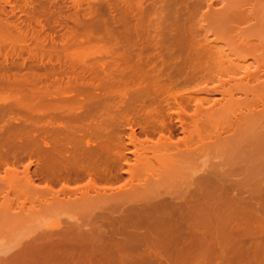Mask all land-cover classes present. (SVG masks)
<instances>
[{"label": "bare ground", "instance_id": "bare-ground-1", "mask_svg": "<svg viewBox=\"0 0 264 264\" xmlns=\"http://www.w3.org/2000/svg\"><path fill=\"white\" fill-rule=\"evenodd\" d=\"M9 1L13 2L8 7L10 8L8 13L6 4L9 5ZM55 1L0 0V108L6 111L17 110L18 114L22 111L21 114L24 115V120L21 115L23 121H19L22 122L19 123V127L13 126L12 121L9 123L10 120L5 121L13 126L12 129L18 127L21 131L13 130L11 134V128V131L7 132L10 127L8 126L5 129L7 131L4 130L6 134L4 132L3 135L0 134V166H6L13 161L17 163L21 161L22 164L24 157L29 160L34 157L36 160L34 164L37 166L34 167L37 170L35 173L39 172L41 176L39 178L38 173L36 174L41 179L39 183L33 179L36 176L32 177L34 171L32 174L29 171L31 161L26 162L21 168L22 171H18L16 167H8L4 174L0 175V235L3 240L24 237L21 234L26 231L22 228L32 224L34 222L30 221L32 218L58 209L62 214H67L65 220H68L69 224L62 225V222L60 224L59 220L55 219L51 223L55 227L61 225L59 229L34 231L29 236H25L23 242H18L10 249L0 245V264H106L107 251L119 247L122 250L126 243L120 240L126 237L130 242L128 237L137 235L134 232L135 227L141 226L147 231L149 229V232L150 229L159 227L171 230L173 227H181L182 224L177 226L176 222L186 219L199 223V227L201 224L203 227L201 234L215 229L223 236L231 235L230 240L234 239L232 241L234 243L230 244L228 237H222L221 239H225L223 244L226 240L228 243L219 248L216 245V250L212 248L215 245L210 247L213 241L215 244L219 243L213 240L214 238H210L214 230L211 231L213 232L210 233L211 235H207L209 239L204 236L205 233L202 235L204 243L207 239L212 240L211 243L209 241V245L208 242L203 244L209 246L208 249L206 247L208 253L209 248L213 249L211 250L213 255L217 252L215 256L220 257L219 264H264V195L258 200L252 201L250 198L243 200L238 195V191L235 192L231 189L233 187L230 188L231 185L227 186L225 181L224 183L214 179L215 175L209 174L211 169L207 176L201 177V182L197 181L200 183L197 187L194 186L195 190L192 189L193 194L188 190L187 193L192 194V197L189 195L188 200H186V183L181 182V179L185 180L181 173V165L184 166L186 157L191 159L190 156L194 154L216 148H232L243 152L252 144H262L264 148V7H258V3L264 0H228L216 11L212 10L209 4L201 15L207 23L197 28L194 24L198 23L200 1L194 2L187 8L185 5L182 7L183 1L179 2V0L173 3L169 0H102L97 6L95 1V5L92 4V7L90 5V9L88 7L87 14L83 13L84 8L82 12L79 11L81 16L85 14L88 17L83 19L82 16V23L78 20L80 16L76 10L81 8V5L77 8L76 0H68L76 9H73V5L68 6V8L72 6V11L66 8L68 12L63 15L65 22L58 19L62 17L59 6L63 4L56 1L59 2L58 6ZM63 2L67 3L65 0ZM181 7L183 16L176 18V21H184L179 23V26L183 27L185 32L187 30L189 44L197 45L196 50L186 52L185 56L175 55L169 48L173 37L170 36L169 30H166L168 23L164 22L165 15L160 17V20L151 18L152 14H162ZM64 8H62L63 12ZM15 10L25 15L26 23L25 25L22 23L24 27L19 26L17 21L14 20L15 23L11 20ZM56 19L62 21L61 24L70 21L66 25L68 27H64L62 33L64 36L59 35L62 37L59 42L50 39L52 37L49 38L50 34L46 35L47 38L45 36L39 38L40 34L33 30L35 25H39L41 29L44 26L49 30L50 26L56 29L53 26ZM69 23H72V26ZM243 24L247 26L241 27ZM93 27L103 32L107 44L114 46H110L114 48L112 52L120 59L122 65L112 66L111 63H103L100 66L99 64L97 70L89 72L93 73L92 75L88 73L90 76H85L90 65H88L89 69L84 68L88 69L84 74L78 70L79 60H76L77 64L75 62L70 64L71 66L76 64L74 66H77L76 70L79 71L77 74L70 75L65 71L67 68L63 67L62 70L60 67H54L62 61L59 60L61 47L58 48V45L63 42L66 45L69 41L70 47L84 38L91 41L92 38L101 37V34L82 35V30L86 29L88 32ZM199 29L205 32V38L199 39L201 35ZM208 33L214 38L208 39L206 36ZM28 38L32 41L30 44ZM184 41L186 42V38ZM218 43H222L226 48L223 49ZM74 47L76 48V45ZM72 48L69 50L71 51ZM248 58L253 60L254 66L242 68L241 71L237 68L227 70L224 65L226 59L238 63ZM44 59H46L45 63H43ZM46 63L50 64V67ZM35 65H37L36 69H34ZM40 65L42 69H39ZM224 75L227 77L223 79ZM63 76H66V82ZM180 76L183 77L182 81H178ZM206 81L213 84L218 82L216 84L219 86L226 82L233 81V83H228L229 86L226 85L228 87L221 85V100H217L212 95L208 96L210 93L206 86L196 88L198 86L196 85L195 88L183 89L184 91L178 88L181 83L197 82L201 85V82ZM201 93L204 94L202 97L199 95ZM168 98H171L175 105L176 110L172 114L177 121L180 115H187L184 108L191 104L190 112H192L188 114L190 122L186 136L172 140L170 136L160 133L152 145H146L135 140L132 129L127 132L130 134L127 137L128 143H125V136L123 137L121 133L122 127L124 128L128 123L132 124V121L135 123L138 119L140 122L141 117L144 121L140 122L143 130L146 126H150L151 128H146L147 132L152 130L155 133L158 132L157 129L163 131V127L167 124L164 121L161 100L169 106ZM9 99H12V104L8 102ZM78 110L82 112L79 113ZM102 110L107 112V117L106 114L105 118L101 115ZM90 115L94 117H90L92 121ZM137 117L138 119H135ZM60 119L69 124L61 122L67 126L60 125V121L57 122ZM83 119L90 123L84 124ZM45 120H56L59 127L56 123L54 126L51 121L44 125ZM181 122L183 121H179L180 124ZM143 123L146 125L143 126ZM74 125L78 126L74 127ZM231 132H251L252 135L243 137L238 134L232 135ZM127 144L134 150L133 161L130 160L132 163L128 162L129 159L124 152ZM262 151L264 153V149ZM244 153L220 158L216 165L224 166L219 171L228 175L234 173L236 168L232 165L238 162L243 165L246 158H242L243 162H240L241 157L253 154V152ZM260 153L261 151L258 154ZM120 165H130V169L127 171L128 179L126 177L127 180L117 187H112L110 184L100 187L96 185V181L95 184L89 180L80 187L69 188L59 184L61 187L58 186V190L52 188L62 180L69 182L85 176L108 179L111 170L120 168ZM242 171L240 169L237 172ZM250 171L251 168H247L243 172L249 174ZM173 176L178 179L176 180L175 177L174 179ZM247 181H239L236 186L241 188L252 186L255 189L260 187L259 192H262L264 183H252L253 186ZM256 190V193L252 192L260 196ZM170 194L172 195L168 196ZM179 196L182 198L178 199ZM190 200L196 203L192 205ZM106 207L110 209L109 213ZM115 210L121 211L119 212L121 215L115 216ZM46 216L38 218L39 220L51 218L50 215L47 218ZM85 217L88 223L94 225L92 230L80 229L82 219ZM190 225L187 226L189 229L193 227ZM131 226L134 227V229L130 228L131 231L136 235L130 234L134 236L128 233ZM124 228L129 231L125 230V232ZM141 235L152 241L153 236L155 237L152 232L147 236L144 233ZM214 235L213 237H218L219 234ZM128 244L126 248L131 246L130 243ZM228 245L230 248H226ZM115 256L117 257V254Z\"/></svg>", "mask_w": 264, "mask_h": 264}, {"label": "rangeland", "instance_id": "rangeland-1", "mask_svg": "<svg viewBox=\"0 0 264 264\" xmlns=\"http://www.w3.org/2000/svg\"><path fill=\"white\" fill-rule=\"evenodd\" d=\"M55 1V0H54ZM56 1H59L61 4H63V5H60L59 6V2H56ZM55 1V3H56V5H58L59 7H60V9H61V12H60V15H61V13H62V17H58V19H61V20H63L64 18H63V15H64V13H67L68 12V10L69 11H72V6L70 7V8H68V6H70V5H73V3L72 4H70L69 2H68V0H65L67 3H65V2H63V0H56ZM70 1V0H69ZM87 1V2H86ZM97 2V4H96V2ZM101 1L102 0H93V2H91L90 0H79V1H77L76 0V2H77V8H79V5H81L80 7L81 8H79V9H76L75 7H74V5H73V9H76V10H78V16H80L79 18H78V16H77V18H78V20H80L79 22H81L82 23V20L84 19V18H87L88 19V17L85 15V14H87V10H88V7H89V9H90V5H91V7H92V4L93 5H95L96 4V6L97 5H99L98 3L100 2L101 3ZM170 1V3H173L174 1L176 2V1H178V0H169ZM183 1V2H182ZM197 1H200V3H201V8L199 9V11H198V23H196V25L194 24V27H199V26H201V25H205L206 23H207V20H205V19H202L201 18V15L207 10V6L210 4L211 5V9L212 10H219V9H221L225 4H226V1H228V0H179V2H182V7H184L183 5H185L186 6V8H187V6H190L191 4H193L194 2H197ZM13 2V1H12ZM12 2H10L9 1V5L8 4H6V11H8V13H9V10L8 9H10V8H8L11 4H12ZM84 2V3H83ZM8 3V2H7ZM11 3V4H10ZM65 3V4H64ZM75 3V2H74ZM79 3V4H78ZM87 3H88V5H87ZM95 3V4H94ZM184 3V4H183ZM14 4V3H13ZM76 5V4H75ZM67 6V7H66ZM87 6V7H86ZM65 7V8H64ZM180 8V9H178V8H176V9H171V10H168V11H165V12H163L162 14H152V16H151V18L153 19V20H160V17H162V16H164L165 15V17H166V19L164 20V22H167L168 24L166 25L167 26V29L166 30H169V32H170V36L171 37H173V41L171 42V45L169 46V48H170V50L172 51V52H174V54L175 55H178V54H183L184 56L186 55V52H191V51H193V50H196L197 49V45H195V44H189V42H188V32H187V30H186V32L181 28V26H179L180 24L179 23H181V22H184V21H181V22H179V21H176V18H180V17H182L183 16V11H182V9L183 8ZM258 7H264V2H259L258 3ZM62 8H64L63 10H64V12L62 11ZM66 8H68V10H66ZM83 8H84V12L83 13H85L84 15H82L83 16V19L81 20V18H82V16H81V14L79 13V11L80 12H82L83 11ZM56 9H57V7H56ZM80 9H82V10H80ZM58 10V9H57ZM82 13V14H83ZM155 15V16H154ZM25 15H22V13H20V12H18L17 10H15V14H13V17H12V19L11 20H15V21H17L18 23V25L19 26H23L24 27V25H25V17H24ZM24 18V19H23ZM89 19H90V17H89ZM14 21V22H15ZM59 20H57L56 19V21H55V23L53 24V26H55L56 27V29L54 28L53 29V27L52 26H50V30L48 29V28H46V26H44L43 27V29H41V27L39 26V25H35V27H34V29L33 30H35V32L36 33H38V34H40L38 37L40 38L41 36H45L46 38H47V34H50L49 35V38L50 39H52L53 38V40L55 41L56 40V42L58 41L59 42V39H60V37L61 36H59V35H61L62 33H63V31L65 30V28L64 27H68V26H66L67 25V23L68 22H70V21H66L67 23H63V24H61L62 23V21H59ZM87 21V20H86ZM85 21V22H86ZM89 21V20H88ZM56 22H58L57 23V25H56ZM63 22H65L64 20H63ZM16 23V22H15ZM24 25H23V24ZM22 24V25H21ZM70 24V26H72L71 24L72 23H69ZM199 24V25H198ZM63 25V26H62ZM174 25V26H173ZM34 26V25H33ZM69 26V27H70ZM186 26H187V23H186ZM247 25L246 24H243L241 27H246ZM48 27V26H47ZM178 27H180L181 29H179ZM95 27H93V28H91L88 32H87V30L86 29H84V30H82L81 32H82V35H84V36H87V35H90V34H96L97 36H99L100 34H101V37H97V39H94V38H92L93 40H91V41H88V38L87 39H83V40H81V41H79L77 44H75L76 45V48L74 47L75 45H73V46H70L69 47V41H67V43H66V45H64V43L65 42H63V44H60V45H58V48H59V46L61 47L60 48V52H61V54H60V58L61 59H59V60H62V61H60V63H58V64H56V66H54V67H60V69H62V70H64L63 69V67L66 69L67 68V70H65V71H68V73L71 75L72 73L74 74V73H79V71L80 72H83V74H84V72L86 71V70H88L89 69V67H90V69L88 70V71H86L85 72V76L87 75V76H90V75H92L93 73H89V72H93L94 71V69L95 70H97V68L96 67H98L99 66V64H100V66L103 64V63H106V64H110V65H112V66H114V65H122L121 64V62H120V59L117 57V56H115V54L112 52V50H114V46L113 45H110V44H107L105 41H104V39H105V35L103 34V32L101 31V30H98L97 28H95ZM38 30H39V32H38ZM200 30V37H199V39H202V38H205V35H204V31L203 30H201V29H199ZM86 31V32H85ZM93 32V33H92ZM95 32V33H94ZM65 33V32H64ZM81 34V33H80ZM47 35V36H46ZM55 37H54V36ZM63 36H64V34H62ZM58 36V37H57ZM207 38L208 39H213L214 38V36L213 35H211L210 33H208L207 35ZM57 37V38H56ZM171 37H169V38H171ZM48 38V39H49ZM62 38V37H61ZM185 38H186V42L184 41L185 40ZM29 39V38H28ZM48 39H47V41H48ZM49 39V40H50ZM100 39V40H99ZM172 39V38H171ZM30 40V39H29ZM99 40V41H98ZM103 41V42H102ZM32 41L30 40V42H29V44L31 43ZM84 42V43H83ZM48 43H49V41H48ZM62 45H64L63 47H62ZM87 47H86V46ZM91 45V46H90ZM218 45L220 46V47H222L223 49H225L226 47H225V45H223L222 43H218ZM95 46V47H94ZM107 46V47H106ZM109 46V47H108ZM110 46H113V47H110ZM71 47H73L72 48V52L69 50V48H71ZM79 47V48H78ZM92 47V48H91ZM181 47V48H180ZM65 48H67L69 51H67V49H65ZM95 48V49H94ZM106 48V49H105ZM76 49V50H75ZM90 49V50H89ZM94 49V50H93ZM104 49V50H103ZM74 50V51H73ZM80 50V51H79ZM101 50V51H100ZM103 50V51H102ZM110 50V51H109ZM77 51V52H76ZM97 51V52H96ZM109 51V52H108ZM70 52V53H69ZM81 54H79V53ZM88 52V53H87ZM91 52V53H90ZM102 52V53H101ZM106 52V53H105ZM66 53H68V54H66ZM78 56H77V55ZM89 56H88V55ZM92 54V55H91ZM106 54H108V55H106ZM68 55V56H67ZM95 55V56H94ZM26 55H24V57H25ZM65 56H67V57H65ZM72 56V57H71ZM80 56V57H79ZM112 56V57H111ZM115 56V57H114ZM70 57V58H69ZM74 57H76L75 59H74ZM78 57H79V59H78ZM81 57H83V58H81ZM95 57V58H94ZM80 58L83 60V62H81V60H80ZM86 58V59H85ZM116 58V59H115ZM69 59V60H68ZM85 59V60H84ZM92 61H91V60ZM94 59V60H93ZM45 60L46 59H44V61H43V63H45ZM65 60V61H64ZM70 60H73V61H71L70 62ZM76 60H79V64L80 65H78L79 67H77V66H74V65H76L78 62L76 61ZM101 60V61H100ZM177 60V59H176ZM67 61V62H66ZM86 61V62H85ZM67 63V65H65L64 66V64H66ZM68 62H70V63H68ZM73 62H77L76 64H74V65H72L73 66V68H71L72 66L70 65V64H72ZM91 64H93V65H91ZM117 62V63H116ZM63 63V64H62ZM114 63V64H113ZM47 65H48V63H46ZM59 64H61V66L59 65ZM59 65V66H58ZM70 65V66H69ZM83 67H82V66ZM85 65H86V67H85ZM88 65H90L89 67H88ZM224 65H225V67H227V70H233V69H236L237 68V70L238 71H241V69L242 68H245V67H253L254 66V62H253V60L251 59V58H248V59H246L244 62H238V63H233L232 61H231V59L228 61L227 59H226V61H225V63H224ZM37 65H35L34 66V69H36L35 67H36ZM49 67H50V64L48 65ZM48 66H45L46 68L48 67ZM68 66H69V68H68ZM39 67H41V68H39V69H42V66L40 65ZM48 67V68H49ZM76 67L78 68V70H76ZM83 69H82V68ZM88 67V69H84V68H87ZM91 67H93V68H91ZM70 68H71V70H70ZM80 68H81V70H80ZM73 70V71H72ZM36 71H38V70H36ZM75 71V72H74ZM78 71V72H77ZM40 73L42 72V71H39ZM87 73V74H86ZM90 75H89V74ZM232 75V74H231ZM235 76V75H234ZM238 76V75H237ZM64 77V76H63ZM222 77V76H221ZM227 76H223V79L224 78H226ZM236 77V76H235ZM182 78L183 77H181L180 76V78L178 79V81H182ZM65 79V80H64ZM64 79L62 78V81L64 80V82H66V76L64 77ZM228 79V78H227ZM226 80V79H225ZM215 82V81H214ZM216 83H218V82H215L214 84H213V82H201L200 84L201 85H199L197 82H192V83H188V84H186V83H181V84H179L178 85V88H182L181 90H183V89H185V90H191V89H193V88H195V86L196 85H198V86H196V88H200V87H202V88H204L203 86H206L207 88H208V90H209V95L208 96H210V95H212L214 98H216L217 100H221V95H220V91H221V89H222V87H221V85H223V84H221L220 86H219V84L217 85ZM228 83L229 84H232L233 83V81H231V82H226V84H224L223 86L224 87H228L229 85H228ZM226 85H228V86H226ZM187 87V88H186ZM184 91V90H183ZM200 95V97H202L204 94H199ZM211 97V96H210ZM212 97V98H213ZM11 100L12 99H9V101L8 102H10V104H12L11 103ZM13 101H14V99H13ZM167 103H168V105L169 106H166V102L164 101V100H161V102H162V104H161V102H160V104H161V106H162V109H164L163 110V112H164V121H165V123L167 124L165 127H163V131H159V129H157V131L158 132H153L150 128V126H146L145 128H144V130H146V132L143 130V127H142V123L140 124V122H144L142 119V115H140V122L138 121L139 119H138V117L137 118H135V119H138V120H136V122H138L137 124H140V125H137L136 124V122L134 123V121H132V124L131 123H128V124H130V125H128V128H127V125L125 124V127L123 128L122 127V129L123 130H121V133H122V136L124 137V140H125V143H128L127 142V137H129V134L127 133V132H129V131H131L132 129V131H133V133H134V138H135V140H137V141H139V142H142V143H144V144H146V145H152L155 141H156V139L160 136V133L161 134H163L164 136H170V139H172V140H177V139H179V138H182V137H184V136H186V133H187V130H188V128H189V122H190V117H189V115L191 114V112H190V110H191V104L189 105V107L188 106H186L185 108H184V111H186V114L187 115H180L179 116V120L177 121V119L175 118V116L172 114L173 113V111L175 112V105H173V100L170 98H168L167 99ZM7 102V103H8ZM15 103V102H14ZM164 103V104H163ZM9 104V103H8ZM2 106V105H1ZM188 107V108H187ZM1 110H0V127L2 128V129H0V130H2V131H0V134H2L3 132L5 133V131H7V130H5L8 126H10L11 124L13 125V126H18L19 125V123H22V122H19V121H21L22 119L24 120V115H22L21 113H22V111L20 112L19 111V114L18 113H16V112H18L17 110H8V111H6V110H2V108H0ZM161 109V110H162ZM77 110V109H76ZM82 111L84 110V109H81ZM79 111L78 110V112L80 113V112H82V111ZM1 111H2V113H1ZM13 111H14V113H13ZM104 110H102V111H100V112H102L101 113V115H103L104 116V118H105V114H106V117H107V112L106 111H104ZM189 111V112H188ZM8 112V113H7ZM74 112H75V109H74ZM77 112V111H76ZM77 112V113H78ZM5 114V115H4ZM167 114H168V116H167ZM189 114V115H188ZM23 117H22V116ZM97 115H99V114H97ZM96 115V116H97ZM163 115V114H162ZM102 116V117H103ZM21 117H22V119H21ZM90 117H92V118H94L93 116H89V118ZM97 117H99V116H97ZM17 118V119H16ZM20 118V119H19ZM89 118L87 117V120H89ZM92 118H90L91 120L90 121H92ZM7 120L9 121V123H11V121H12V123L11 124H9V123H6L7 122ZM22 120V121H23ZM86 119L84 120H82V121H85L84 122V124H87L88 123V121H87ZM2 121V122H1ZM6 121V122H5ZM46 121V120H45ZM44 121V122H45ZM48 121V122H47ZM46 122H45V124L43 123V122H40L41 124L43 123L44 125H46V123L47 124H49V121H51V123L54 125L55 123H56V120L55 121H53V120H47ZM60 121V125H64V124H61V122L63 123H65L66 121L64 120V121H61V119L60 120H57V122H59ZM82 121H80L82 124H83V122ZM90 121H89V123H90ZM179 121H183V122H181L182 124H180L179 123ZM5 123V124H4ZM51 123H50V126H52L51 125ZM67 123V122H66ZM88 123V124H89ZM8 124V125H7ZM40 124V125H41ZM69 124V122L67 123V125ZM71 124V123H70ZM73 124V123H72ZM74 124H75V122H74ZM76 124H77V122H76ZM80 124V123H79ZM78 124V125H79ZM81 124V125H82ZM144 124V123H143ZM66 125V124H65ZM64 125V126H65ZM66 125V126H67ZM78 125H74V127L75 126H78ZM146 125V123L143 125V126H145ZM147 125H149V124H147ZM13 126H10L8 129V131L7 132H10L11 131V129L13 128ZM20 126V125H19ZM18 126V127H19ZM49 126V125H48ZM49 126V127H50ZM55 126V125H54ZM56 126H58L59 127V125H58V123H56ZM61 126V127H62ZM130 126H133V128L132 127H130ZM18 127H14L15 129H12V131L10 132L11 134H12V132H13V130H15V131H21ZM60 127V128H61ZM131 129H130V128ZM148 127H150L149 129L151 130V131H149L148 130V132H147V129H148ZM11 128V129H10ZM17 128H18V130H17ZM147 128V129H146ZM130 129V130H129ZM187 129V130H186ZM5 130V131H4ZM156 130V129H155ZM183 130H185L184 132H183ZM168 131H169V133H168ZM153 132V133H152ZM6 134V133H5ZM231 134L232 135H236V134H238V135H240V136H245V135H252V133L251 132H249V133H233V132H231ZM3 135V134H2ZM227 135H229V134H227ZM21 137V136H20ZM19 137V138H20ZM253 138L251 137L250 138V140H252ZM254 143V142H253ZM133 149V147L131 146V145H128L127 144V146H126V150H124V152H125V154H126V157H128V159H129V161L128 162H131V161H133L132 160V151H134V150H132ZM232 148H230V149H221V148H219V149H214V150H209V151H206V152H204V153H199V154H194V155H192V156H190V158L191 159H188V157H186V161L184 162V166H182L181 165V173H183L182 174V176L184 177V179L185 180H183V179H181V182H184V183H186V193L188 192V190H190L191 191V193L192 192H194V190L196 189V188H194V186L195 187H197L198 186V183H200L201 182V177H203V176H207L206 174H208V171H210V169H211V172H209V174L210 175H215L214 177V179H217V180H221V181H225L226 183H227V186L229 185H231L230 186V188L231 187H233V188H231V189H233L235 192H237L238 191V195H240V197L241 198H243V200H254V199H256V200H258V199H261L262 197H263V195H264V193L262 194V192L264 191V186H262L263 187V190H262V192L260 191L259 192V190H261V188L260 187H257L256 189L253 187L252 188V186H250L249 188L247 187V188H241V187H239V186H236L237 185V182H239V181H247L248 183H250V184H252V183H256V182H259V183H264V153H262L263 151H262V149H264L263 148V145L262 144H257V145H254V144H252L250 147H248V148H246V151H244V152H246V153H252L253 152V154H246V156L244 155V156H242L241 157V160H239L240 162H243L242 161V158L243 159H245V163L243 162V165H242V163H241V165H240V163L238 162V163H235L234 165H232V167L234 168V166H235V170L236 171H234V173H232L231 175L229 174H224V173H222V171H219V170H221L220 168H222L224 165H216L217 164V162L220 160V158H222V157H225V156H235V155H237V154H240V153H242V154H245L243 151H238L237 149H232ZM245 150V149H244ZM239 152V153H235V152ZM258 151V152H257ZM259 151H261V153L260 154H258L259 153ZM131 152V153H130ZM255 152V153H254ZM257 152V153H256ZM230 154V155H229ZM247 155H248V158H247ZM245 157V158H244ZM33 158V159H32ZM32 158H30V160L27 158V157H24V159H22V164H21V161H20V163H17L16 161L14 162L13 160V162L12 163H9L8 165H10V166H8V165H2V166H0V175L2 176L4 173V171H5V169L6 168H10V167H16V169L18 170V171H22V169L21 168H23V166L26 164V162H28V161H31L32 162V165L29 167V171H31L30 173L32 174V171H34V174H32V177H34V176H36V174L38 173V175H39V172H37V173H35V171H37L36 169H34V167L35 168H37V166H35V158L34 157H32ZM193 158V159H192ZM195 158V159H194ZM131 160V161H130ZM193 160H194V163H193ZM25 162V163H24ZM190 162H192V164L190 163ZM132 163V162H131ZM190 163V164H189ZM12 164V165H11ZM17 166H16V165ZM188 164H189V166H188ZM259 164V165H258ZM262 166H261V165ZM19 165V166H18ZM37 165V164H36ZM22 166V167H21ZM121 167L119 168H116V169H114V170H111V172H110V174H108V179H105V180H109V181H105L103 178L102 179H100V178H96V177H94V176H90V177H82V178H80V179H73V180H69V182L68 181H65V180H62L60 183H58V184H53L54 186H52V188H54V190L56 189V190H58L59 188H58V186L59 187H61L60 185H65V186H68L69 188H75V187H80V186H82V185H84L85 183H87V181H92L93 183H95V181H96V185H98V186H100V187H102V186H106L107 184L109 185L110 184V186H112V187H117V186H119V185H122L123 183H124V181L125 180H127L128 179V169H130V165L128 166V165H120ZM123 166V167H122ZM132 166V165H131ZM240 166H242L241 168H239ZM18 167V168H17ZM238 167V168H237ZM243 168V169H242ZM250 169L251 168V171L249 172V174H244L245 172H243V171H245L246 169ZM121 169V170H120ZM215 169V170H214ZM241 169V173L240 172H237V171H239ZM115 170H117V171H115ZM119 170V171H118ZM122 171L124 172V173H122ZM214 171V172H213ZM255 171H257V172H255ZM119 172V173H118ZM127 172V173H126ZM214 173V174H213ZM219 173H221L220 175H219ZM223 174V175H222ZM34 175V176H33ZM37 175V176H38ZM111 175V176H110ZM218 175V176H217ZM224 175H226V176H224ZM36 176V177H37ZM40 176V175H39ZM38 176V177H39ZM114 176V177H113ZM116 176H117V179H116ZM244 176V177H243ZM36 177L35 178H33L36 182H38L39 183V181H41V179H39V178H41V176L38 178L37 177V179H36ZM111 177V178H110ZM113 177V178H112ZM126 177H127V179H126ZM176 178V180L178 179V177H176V176H173V178ZM224 177V178H223ZM226 177V178H225ZM172 178V179H173ZM174 178V179H175ZM249 178V179H248ZM252 178V179H251ZM173 179V180H174ZM192 179V180H191ZM247 179V180H246ZM173 180H171V181H173ZM180 180V179H179ZM65 181V182H64ZM197 181H200V182H197ZM213 181H215V180H213ZM68 184H67V183ZM71 182V183H70ZM74 182V183H73ZM84 182V183H83ZM197 182V183H196ZM224 182V183H225ZM81 183V184H80ZM196 183V184H195ZM230 183V184H229ZM231 183H236L235 185L233 184H231ZM60 184V185H59ZM77 184L79 185V186H77ZM106 184V185H105ZM194 184V185H193ZM107 185V186H108ZM253 185V184H252ZM254 186V185H253ZM240 188V189H239ZM192 189H194L193 191H192ZM244 189V190H243ZM253 189H255L256 191H258L257 192V194L259 193L260 194V196H257V195H254L256 192H255V190H253ZM189 191V192H190ZM242 191V192H241ZM252 191H254V192H252ZM240 193V194H239ZM250 193H252V195L250 194ZM172 194H174V193H172ZM172 194H170V195H168V196H171ZM193 194V193H192ZM192 194H186V200H188V198L190 199V196L189 195H191V197H192ZM258 194V195H259ZM254 195V196H253ZM9 196L10 197H12V194H10L9 193ZM168 196H166V197H168ZM189 196V197H188ZM182 197L181 196H179L178 197V199H181ZM250 198V199H249ZM255 200V201H256ZM189 202H192V203H190V204H192L193 205V203L195 204L196 202L193 200H190ZM248 202H251V201H248ZM254 204H256L257 205V203H254ZM250 205H251V203H250ZM106 210H107V213H109L108 211H110V209L108 208V207H106ZM60 210L58 209L57 211L55 210V211H52V213L50 214L49 212H47V213H49V215L51 216V218L49 217V215L46 213V214H43L42 216L45 218V216H46V218L47 217H49L48 219H40L39 220V218L41 217V218H43L42 216H38V217H35V218H32L30 221L32 222V220L34 221V222H32V224H30V221H29V224L31 225H28V227H27V225H25L24 227L26 228H24L23 226V228H22V230H24V231H26V233H23V234H21V236H24V237H21V238H15V237H13V238H10V239H7V240H3V238H2V236L0 235V245H2V246H4V248L5 249H10V248H12L13 246H15L18 242H20V241H24L25 240V236H29L30 235V233H32V232H34V231H47V230H51V229H55V228H60V226L58 227H55L51 222L53 221V220H55V219H57V220H59L58 222L61 224V222L63 223L62 225H68L69 224V221L68 220H65L66 219V217H67V214L65 215V214H62V212L60 211ZM119 212H121V211H119V210H115V213H114V215L115 216H118V215H121V213L119 214ZM70 214H73L72 212H69ZM54 215V216H53ZM108 215V214H107ZM177 215V214H176ZM89 216V215H88ZM63 217V218H62ZM87 217V216H86ZM83 218L82 220L84 221H82V227L80 228L81 230H83V231H86V230H92L93 229V227H94V225L92 224V223H88V221H87V218ZM35 219V220H34ZM61 219V220H60ZM37 220V221H36ZM39 220V221H38ZM42 220V221H41ZM46 220V221H45ZM64 220L66 221V223L64 222ZM37 222V223H36ZM54 222V221H53ZM183 222V223H182ZM38 223H39V225H38ZM198 223V222H197ZM176 224H177V226H181V224H182V226L181 227H173L175 230H173V228L171 229V230H168V228H166V229H163V227H159V228H154V229H150L151 231L150 232H152L153 234H155V237L153 236V241H152V239H145V238H143V237H141L142 235V233H144V234H146V236L150 233L149 232V229H148V231H147V229H145V228H143V227H141V226H139V228L138 227H135V230L136 231H134V232H136L137 233V235H136V233H134L133 231H131V229L130 228H132V226L131 227H129V229H130V231L128 232L127 231V228H124V231L126 230L129 234L130 233H133L134 235H136L135 237H131V236H129L128 237V239H130V242H129V240L127 241V239H126V237L125 238H123L122 237V239L120 240V241H122V243H126L125 244V247L121 250V248L119 247H116V248H118V249H110L109 251H107V253H106V262L108 263V264H215V263H217V264H219L218 263V261L220 260L219 258V256H218V254H217V256H218V258L215 256V253H217V252H214V255L212 254V252L213 251H211V250H213V249H211V248H209L210 250H209V253H208V251H207V249H208V247L206 246V245H204V244H207V242H208V245L211 243V241L210 240H208L209 238L207 237V235L209 234V235H211L210 233H213V232H211V231H213L214 230V233L212 234L213 236H215L214 234H216V235H218V237L219 236H221L222 234H220L219 233V231H217V230H215V229H211L210 230V232H203L202 234H201V229L203 228L202 227V225L200 224V227H199V223L198 224H196V223H194V222H192V221H190V220H188V219H186V221H181V220H179V222H176ZM183 224H186V226L185 225H183ZM191 224V225H190ZM193 226V227H191L190 229H189V227H187V226ZM198 226L197 228H196V226ZM51 226V227H50ZM52 226H54V227H52ZM184 226L186 227V228H184ZM194 226H195V228H194ZM183 227V228H182ZM202 227V228H201ZM62 228H64V227H62ZM161 228V229H160ZM165 228V227H164ZM176 228H178V229H176ZM19 229H21V227L19 228ZM132 229H134V227L132 228ZM194 229H197L198 231H196V230H194ZM122 231H123V229H121ZM125 231V232H126ZM146 231V232H145ZM204 231V230H203ZM124 232V233H125ZM217 232V233H216ZM123 232H122V234H124ZM205 233V234H204ZM133 234H130V235H133ZM204 234V236L205 237H207L208 239L206 240L207 242L206 243H204L203 241H202V235ZM125 235H126V233H125ZM124 235V236H125ZM133 235V236H134ZM208 235V236H209ZM126 236H128V235H126ZM144 236V235H143ZM213 236H210V238L212 237V239L213 240H217V241H219V243L218 242H216V243H218V244H215V242L213 241L212 242V244H210L211 246L210 247H212V246H214V247H212V248H217V246H218V248L219 247H222L223 245H227V243L228 242H226L227 240L229 241L230 239H229V237H231V235L229 236V235H225V236H221V237H213ZM222 237H228V239L225 241V244H223L224 243V241L223 240H225L224 238L223 239H221ZM148 238V237H147ZM215 238H218V239H221V240H218V239H215ZM123 239H126V241H124ZM231 239H233V238H231ZM118 241V240H117ZM209 241H210V243H209ZM222 241V242H221ZM231 241V243L230 244H233L234 242H232V241H234V239L233 240H230ZM229 241V242H230ZM221 242V243H220ZM128 243H130L131 244V246L129 247V248H126V246H129V244ZM204 243V244H203ZM152 244V246H150ZM122 246H124L123 244H121ZM217 245V246H216ZM229 246V247H228ZM226 248H230V245H228ZM232 246V245H231ZM151 247H153V248H151ZM206 247H207V249H206ZM225 247V246H224ZM115 248V247H114ZM126 248V249H125ZM215 248V249H216ZM214 249V250H215ZM113 250V251H112ZM217 250V249H216ZM112 251V252H111ZM117 251H121V252H117ZM211 251V252H210ZM218 251H219V249H218ZM114 252V253H113ZM122 253V254H121ZM123 253H124V255H123ZM211 253V254H210ZM117 254V257L115 256ZM120 254V255H119ZM211 255H213V256H211ZM112 256H113V258H112ZM121 256V258H122V260H121V258L119 259V257ZM123 256V257H122ZM215 256V257H214ZM107 257H109L108 259H107ZM115 258H116V260H115ZM121 261V263H119L120 261ZM125 259V260H124ZM117 261V262H116ZM219 262H221V261H219ZM106 263V264H107Z\"/></svg>", "mask_w": 264, "mask_h": 264}, {"label": "flooded vegetation", "instance_id": "flooded-vegetation-1", "mask_svg": "<svg viewBox=\"0 0 264 264\" xmlns=\"http://www.w3.org/2000/svg\"><path fill=\"white\" fill-rule=\"evenodd\" d=\"M122 173H124V172L122 171Z\"/></svg>", "mask_w": 264, "mask_h": 264}]
</instances>
